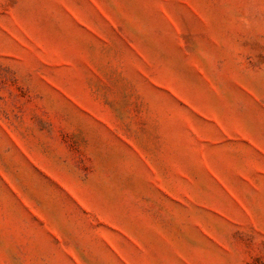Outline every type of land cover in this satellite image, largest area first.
<instances>
[{
	"label": "rangeland",
	"instance_id": "374dc122",
	"mask_svg": "<svg viewBox=\"0 0 264 264\" xmlns=\"http://www.w3.org/2000/svg\"><path fill=\"white\" fill-rule=\"evenodd\" d=\"M0 264H264V0H0Z\"/></svg>",
	"mask_w": 264,
	"mask_h": 264
}]
</instances>
